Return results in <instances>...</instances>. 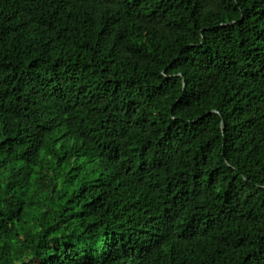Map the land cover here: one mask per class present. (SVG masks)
<instances>
[{
	"label": "trees",
	"instance_id": "16d2710c",
	"mask_svg": "<svg viewBox=\"0 0 264 264\" xmlns=\"http://www.w3.org/2000/svg\"><path fill=\"white\" fill-rule=\"evenodd\" d=\"M0 264H264V0H0Z\"/></svg>",
	"mask_w": 264,
	"mask_h": 264
}]
</instances>
